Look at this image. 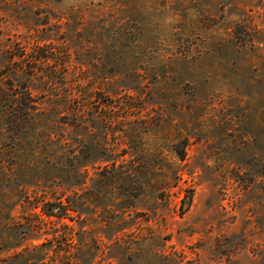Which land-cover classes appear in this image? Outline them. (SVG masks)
<instances>
[{"label": "rangeland", "instance_id": "1", "mask_svg": "<svg viewBox=\"0 0 264 264\" xmlns=\"http://www.w3.org/2000/svg\"><path fill=\"white\" fill-rule=\"evenodd\" d=\"M0 264H264V0H0Z\"/></svg>", "mask_w": 264, "mask_h": 264}, {"label": "trees", "instance_id": "2", "mask_svg": "<svg viewBox=\"0 0 264 264\" xmlns=\"http://www.w3.org/2000/svg\"><path fill=\"white\" fill-rule=\"evenodd\" d=\"M180 157H181V158L183 157V156H182V154H181V156H180Z\"/></svg>", "mask_w": 264, "mask_h": 264}]
</instances>
